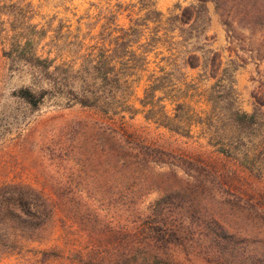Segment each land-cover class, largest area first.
<instances>
[{"label": "trees", "instance_id": "obj_1", "mask_svg": "<svg viewBox=\"0 0 264 264\" xmlns=\"http://www.w3.org/2000/svg\"><path fill=\"white\" fill-rule=\"evenodd\" d=\"M194 1L176 4L166 15L154 2L107 3L97 8L94 23H81L88 15L79 18L76 34L51 46V64L69 59L64 68L53 67L72 75L68 107L92 117L72 121L61 135L59 155L74 161L67 177L49 176L48 188L0 185V258L31 255L37 264H264V208L227 190L200 159L166 152L129 130L137 116L187 139L199 127L215 156L256 171L258 179L264 175V145L257 154L249 148L264 137V83L251 93L250 113L240 109L234 88L235 64L247 52L237 44L264 40V0ZM208 3L225 29L223 49H212L215 37L206 35ZM135 7L143 14L133 19ZM30 8L25 0H0V36L22 51L30 48L31 59L39 61L36 38L15 28L33 19ZM126 11L129 24L120 27L117 18ZM25 27L36 33V25ZM159 49L166 55L150 71L149 56L157 59ZM251 51L247 60H264ZM187 71H198L200 82H189ZM53 74L46 78L49 95L60 97ZM207 82L200 91L199 83ZM141 84L136 107L132 100ZM21 95L35 104L29 91ZM198 97L209 107L206 113L194 111ZM163 167L168 171L160 172ZM153 193L159 197L143 209ZM52 241L58 243L34 247Z\"/></svg>", "mask_w": 264, "mask_h": 264}, {"label": "rangeland", "instance_id": "obj_2", "mask_svg": "<svg viewBox=\"0 0 264 264\" xmlns=\"http://www.w3.org/2000/svg\"><path fill=\"white\" fill-rule=\"evenodd\" d=\"M139 0H25L31 4V17L28 24L36 25L35 32L24 29L28 24H17L16 31L22 34H30L37 41V56L39 61L30 57V48L21 50L10 46L8 39L4 35L0 36V185L6 183H22L34 188H48L49 183L45 179L49 176L67 177L74 161L69 155L64 154L62 133L74 120H85L92 117L87 110L78 106L69 108L68 99L73 98L69 91V82L72 75H67L61 68L54 70L55 66H62L68 58L58 60L51 64L47 59H52L55 53L48 56L51 46L54 44L62 45L63 37L68 33L71 37L76 34L79 27V18L90 16L83 19L81 23H94L97 8L121 4L128 7L137 4ZM144 3L154 2L157 11L166 13L174 5L179 4L186 7L195 4L194 0H143ZM210 16V24L207 30L208 37H215L212 49H223L226 46L225 29L220 22L219 15L215 11L212 3L207 5ZM11 9H8L10 11ZM132 18H138L143 13L137 12V8H132ZM3 17V21H6ZM120 27H127L129 24L128 12H123L117 18ZM19 29V30H18ZM82 32L85 28L81 25ZM26 30V31H25ZM99 30V26L95 31ZM41 34V37L39 34ZM245 37L248 36L244 32ZM26 36V35H24ZM70 37V38H71ZM244 50L242 60L235 64L237 72L234 75V88L238 95L239 106L243 112L250 113L252 110L251 93L259 90L260 83H264V60H247L250 50L253 55L264 56V40L257 39L253 44L239 42L237 44ZM61 48V47H60ZM59 50H62L60 49ZM64 50V49H63ZM224 61L227 60V53H223ZM161 57V55H159ZM149 69L155 65L152 63L155 58L149 57ZM157 61V60H156ZM64 68V67H63ZM76 68V67H75ZM53 74L56 80V90L61 93L60 97H51L47 79ZM198 72H189L188 81H199ZM200 91L208 89L211 83H199ZM29 91L32 94L35 104L29 103L22 98V92ZM142 88H138L135 97H141ZM42 97V98H41ZM134 98V100H136ZM132 100V101H134ZM197 111H206L201 103V97L195 99ZM129 130L135 132L145 142L158 147L166 152L176 155L198 158L203 165H209L217 175V178L232 193L249 198L261 208H264V175L260 179L256 178V171L253 173L232 161L215 156L211 148L206 146L207 137L199 127L193 128L192 138L187 139L169 133L163 129L156 128L152 124H147L141 117H137L133 122H129ZM200 136V139H197ZM264 136V135H262ZM249 144L250 151L257 154L258 150L264 145V137L253 139ZM63 156V157H58ZM262 163L260 169L264 172V156H261ZM76 169V167L74 168ZM255 170V169H254ZM160 172H167L168 167H163ZM261 172V171H260ZM219 174V175H218ZM264 174V173H262ZM159 195L153 193L143 203L142 208L146 209L152 204ZM57 233L55 234V238ZM57 241L46 243L44 248L57 244ZM0 264H37L31 255L22 258H0Z\"/></svg>", "mask_w": 264, "mask_h": 264}, {"label": "crops", "instance_id": "obj_3", "mask_svg": "<svg viewBox=\"0 0 264 264\" xmlns=\"http://www.w3.org/2000/svg\"><path fill=\"white\" fill-rule=\"evenodd\" d=\"M106 5H107V3H106ZM171 9H172V8H171ZM171 9H169V10H171ZM156 10H157V9H156ZM169 10H167V12L165 13V15L168 13ZM163 14H164V13H163ZM95 32H97V31H95ZM158 51H162V52H163V54H161V57H162L163 55H166V52H164L163 49H159ZM226 53H227V52H226ZM227 55H228V53H227ZM152 56H153V55H152ZM149 57H150V56H149ZM153 57H154V56H153ZM161 57L158 56V58L155 59V60L152 62V63H154V65H155V67H154L153 69H156V63L158 62L159 58H161ZM156 60H157V61H156ZM149 61H150V60H149ZM150 63H151V62H150ZM149 65H150V64H149ZM160 66H162V64H160ZM148 69H149V67H148ZM153 69H152V70H153ZM149 70H150V69H149ZM150 71H151V70H150ZM189 72H193V71H187V76H188V77H189V75H188ZM196 72H198V71H196ZM236 72H237V71H236ZM235 74H236V73H235ZM197 75H198V73H197ZM187 79H188V78H187ZM189 82H190V80H189ZM138 88H142V89H143L142 84L139 85V87H137L136 90H137ZM201 91H202V90H201ZM135 92H136V91H135ZM202 92H203V91H202ZM141 97H142V95H141ZM141 97H137V98H136V97H135V94H134V96H133V100H134V98L138 99V98H141ZM132 103H134L135 106L138 107V104L136 103L135 100L132 101ZM201 103H202L206 108L208 107V106L206 105V103L204 102L203 97H201ZM197 104H199V103H196V104H195V99H194V101L192 102V107H193L194 111L197 112V113H199V112H205V111H197ZM208 109H209V107H208ZM207 111H208V110H207ZM137 117H141V116H137ZM137 117H136V118H137ZM136 118H135V119H136ZM141 118H142V117H141ZM135 119H134V120H135ZM134 120H133V121H134ZM133 121H131V122H133Z\"/></svg>", "mask_w": 264, "mask_h": 264}]
</instances>
